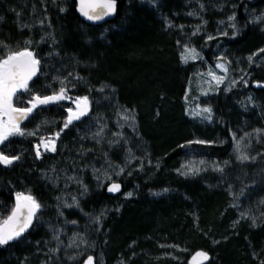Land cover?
<instances>
[{
    "label": "trees",
    "instance_id": "1",
    "mask_svg": "<svg viewBox=\"0 0 264 264\" xmlns=\"http://www.w3.org/2000/svg\"><path fill=\"white\" fill-rule=\"evenodd\" d=\"M116 1L118 8L114 18L91 24L78 14L77 0H0V47L8 45L17 51V47L26 46L41 61L40 71L29 82L32 93L50 95L52 90H58L52 88L55 86L46 88L43 81L47 55L53 56L46 74L50 85L55 78L65 76V68L72 72L82 66L79 69L81 79L76 86L68 88L69 95L88 96L92 105L103 96L107 100L101 109L104 114H114V109L120 111L123 107H132L137 114L139 138L136 140L137 136L131 135V146L135 145V157L141 159L137 160L138 165L149 164L150 167L146 169L147 176L139 177L137 172L133 180L144 187L145 180L150 178L155 187L169 184L176 190L169 199L150 200L146 199L144 188L139 187V197L125 202L121 212L111 216L109 226L112 231L107 245L110 254L123 252L128 258L130 251H121L126 245H133L136 253L153 252L156 248L153 242L160 236H168L187 243L189 251L176 263L160 261L155 255L156 264H196L192 256L197 251L209 254L205 264H264V228L252 230L239 223L236 231L231 232L226 226V219L231 215L226 210L228 201L224 188L230 178L177 181L172 173L180 146L193 140L192 136L203 135L211 141L223 132L226 137L228 135L227 127L196 125L184 115L182 98L196 65L181 62L182 49L185 45H194L210 59L208 51L197 44L206 36L197 34L191 37L193 29L197 33L214 31L219 20L234 14L241 32L236 38L229 34L230 38L224 39L222 49L237 64L236 60L264 46V33L252 23L253 15L256 17L264 12V0H159L156 6L150 7L140 0ZM201 17L203 21L199 19ZM1 54V57L5 56L7 49ZM250 71L252 81L249 86L259 96L264 113V88L257 89L252 85L254 81L264 82V69ZM100 89L103 91L98 93L96 90ZM64 104L41 107L29 117V120H52L54 127L47 132L48 135L44 132L38 138L15 136L0 145L6 155L20 157L12 165L0 164V226L15 206V193L32 189L30 194H37L36 199L43 207L46 205L44 199L49 198L44 188L48 189L50 185L51 173L59 175L61 171H67L75 176L81 173L82 177V169L90 164L86 161L89 156L86 150L90 149L98 161L107 153L100 149V145L85 144L93 143L94 139H80L75 131L70 132L71 126L81 125L87 117L61 131L65 121ZM229 106L227 103L225 110ZM227 117L228 120H239L236 112ZM56 132H60L57 142H63V145L59 148L56 145L55 152H45L37 158L35 145L40 138H50ZM123 138V131H119L114 141H109L116 144ZM43 174L48 176L47 180L43 179ZM118 182L122 185V195L127 187L121 180ZM204 183H208L209 188ZM106 186L90 197L91 209L116 208L113 207L114 201L120 198V194H108ZM41 215L42 211L37 214L38 219ZM38 219H35L32 230L18 242L0 247V264L33 261L34 252L26 246V240L34 236ZM209 233L226 236L212 248L206 238ZM230 233L233 235L228 236ZM140 257L132 259L129 264H141L143 257Z\"/></svg>",
    "mask_w": 264,
    "mask_h": 264
},
{
    "label": "rangeland",
    "instance_id": "2",
    "mask_svg": "<svg viewBox=\"0 0 264 264\" xmlns=\"http://www.w3.org/2000/svg\"><path fill=\"white\" fill-rule=\"evenodd\" d=\"M140 1L148 4V6H156L159 2V0ZM186 6L188 5L186 4ZM251 15H253V12H251ZM233 16L234 20L229 19ZM199 19L203 21L202 17ZM252 23L258 27L261 33H264V12L256 15V17L253 15ZM233 24L235 28L232 27ZM39 26H42V24H39ZM196 31L193 29V33L195 34L191 37H195L197 34L199 36H206L204 37L205 40L197 44L204 51H208L210 59H207L204 53L194 45L188 48H194L199 53L196 59H191V54L185 53L184 48L182 49L180 54L181 62L184 65H196L194 72L189 77L182 98L184 115L191 122L196 123V125L207 124L222 129L227 127L228 135L226 137V134L223 132L222 135L210 139L211 141L204 138L203 135H194L192 136L193 140H189L208 141L206 144H189V141L184 142L182 144L184 147L180 146L179 148L180 154L178 155L176 165L172 169L173 177L177 181L179 179L195 181L206 180L208 178H220L221 180L230 178V183L224 188L228 201L226 210L231 215L227 219L225 218L227 221L226 226L230 229L229 231H236L239 223L245 224L244 227H248V229H262L264 228V113L259 96L250 89L249 85L252 81L250 69H264V52L260 51L264 49V46L236 60L237 64L230 59L225 50L223 51L222 45L224 44V39H229L230 37L236 38L241 32V25L234 14L229 17L227 16L225 20H219L214 31L206 33H197ZM225 32L227 35H222ZM229 34L230 37L228 36ZM209 36L214 37V39L209 40ZM185 42L187 43L186 40ZM25 45L28 44L25 43ZM23 48L17 47V51ZM7 50L15 51L16 48L8 47L7 45ZM3 51V47H0V57ZM182 54L189 57L187 63L182 59ZM219 57H223V59H218ZM249 57H252L251 61H249ZM46 58L43 81L46 88L50 89L48 87L50 83L47 81L49 76L46 74L50 70L48 63L52 60L53 56L49 54ZM218 63L223 64L228 71L225 73L222 68H217L216 65ZM244 64L246 65L245 67ZM81 67L72 72H69V69L65 68V76L62 79L55 78L52 80L53 84L50 86H55L52 88L59 89L61 86L60 81H64L67 88L76 86L80 80H77L76 77H79V69ZM210 73L225 78L222 83L217 85ZM245 81H247L246 84ZM229 87L230 90H228ZM205 93L207 94L205 95ZM17 95L20 100L28 99V97L26 98L25 95H20V93ZM101 97L102 99H96L93 105L91 104L90 112L86 116L87 118L81 122L80 127L71 126L69 129L72 133L75 131L80 139L82 137L88 141L89 139H94L93 143L85 144H92V146L100 145V149L106 150L107 153L104 154V158L101 161H98L94 159V154L90 149L86 150V153L89 155L86 161L90 164L82 169V177L81 173H76L77 176H75L73 172L67 171H61L59 175L55 173L49 175L51 176V179H49L51 180L50 185L47 187L48 189L44 188L49 198L44 199L46 205L41 209L42 215L38 219V223L34 229V236L26 240V246L33 249L34 252L33 261L27 264H80L88 255L96 257V264H129L132 259L134 260L138 256L143 257L142 261L140 260L142 257L139 258L141 264H156L155 255H157L160 261H167V263H169L168 261H173L176 263L189 251L187 243H180L174 239H170L168 236H160L159 239L153 242L156 246L153 252L145 250L136 253L133 250V245H126L121 251H127L126 253L130 251L128 258L123 252H117L115 255L110 254L107 245L109 243L108 237L112 231L111 226H109L111 224V216L114 213L119 214L125 202L139 197L138 195L141 192L139 187H143V185L137 184L133 180V176L137 172L139 177L147 176L148 171L146 169L150 166L149 164L145 166L138 165V161L141 159L135 157V145L131 146V135L137 136L136 140L139 138L137 114L131 109L132 107H123L120 111L119 109H114V114H104L101 109H103L102 107L107 100L103 96ZM249 97H251V100H249ZM13 102L17 107L22 106L17 103L15 97ZM227 103L230 104V108L225 110L224 107ZM67 107H74V105L67 101L63 105L65 120L67 117L65 109ZM205 107L212 109L213 118L210 122L202 120L199 115H195V113H198L200 109ZM234 112L239 116V120H228L227 116L232 115ZM124 116H129L130 119L125 120ZM46 121L48 120L28 119L21 125V128L26 132L37 131L36 136L26 137L38 138L42 133L45 132L47 134L54 127L52 120H49L50 122ZM81 131H83L82 134ZM111 131L114 133H111ZM119 131H123L125 138L116 144L110 142L114 141L115 134ZM98 132L100 134L96 135ZM237 144L239 145V150H237ZM56 145L59 148L63 145V142L61 144L56 140ZM240 157H247V159H241ZM92 159L93 163L91 162ZM120 168H123L124 171L117 175L116 173ZM189 169L195 170V174L188 176L181 175L182 172H186ZM129 173L131 174L129 175ZM97 176H99V180H97ZM107 176H111V180H108ZM42 177L44 180L48 179V176L45 174ZM118 180L125 183L127 188L124 194L118 193L120 194V198H117L113 205L116 208L99 211L91 209L92 206L89 203L90 197L102 191L109 183ZM80 181H82L83 186L87 187L86 193H83ZM145 181L147 182H145L143 188L146 199H169L171 193L176 191L169 184L155 187L153 186L154 180L148 178ZM204 185L207 187L208 183H204ZM165 189L168 191L165 192ZM31 191L32 189L26 188L22 192L25 194L29 192L30 194ZM129 192L132 193L131 197L126 195ZM153 193H161V195H153ZM31 195L37 198V194ZM73 197L78 200L79 208L64 207L65 203H73ZM61 212L62 215L60 214ZM97 216L101 217L99 225L93 223V219ZM115 217L114 215V219L117 218ZM72 221L76 223L73 224ZM194 224H198L196 218L194 219ZM212 230L214 229L210 231ZM209 234L206 238L212 248H215L216 243L223 241L226 236V234L223 236H215L213 233ZM231 235L233 234H228V236ZM262 244H264V241H262ZM21 264L24 263L22 262Z\"/></svg>",
    "mask_w": 264,
    "mask_h": 264
},
{
    "label": "snow or ice",
    "instance_id": "3",
    "mask_svg": "<svg viewBox=\"0 0 264 264\" xmlns=\"http://www.w3.org/2000/svg\"><path fill=\"white\" fill-rule=\"evenodd\" d=\"M63 11V9H61ZM79 11L88 21H99L107 16L115 15L116 13V0H79ZM229 19L234 20V16ZM235 28V25H232ZM195 34V33H193ZM222 35H227V33H222ZM209 40L214 39V37L209 36ZM3 49H7V46H2ZM185 53L191 54V59H196L199 53L196 52L194 48L189 49L187 45L184 46ZM264 52V49L260 50ZM188 56L182 54V59L185 63L188 62ZM218 59H223L219 57ZM249 61L252 57L248 58ZM40 59L36 58V54L25 47L22 50L11 51L7 50V54L0 57V145H3L10 137L14 136H36L37 131L26 132L21 128V123L29 119L30 116L41 106L47 107L49 105H60L62 102H71L74 107H67L65 109L67 113L66 120L63 123V128L68 129L70 125H73L76 121H81V119L88 114L90 111L91 102L88 96H71L68 94L69 89L65 86L64 81H60V87L58 90H52L50 95H41L39 93L33 94L32 89L29 87V82L37 76L40 71ZM217 68H222L226 73L228 69L223 65L218 63ZM71 75V74H70ZM212 78L215 80L216 84L219 85L223 82L225 77L217 76L214 73H210ZM77 80L81 79L76 77ZM235 83V81H233ZM247 81H245V84ZM51 87V86H49ZM230 90V87L229 89ZM99 91H103L100 89ZM20 95H28L27 100H20L18 97ZM207 93H205L206 95ZM14 97L17 103L22 106L17 107L14 104ZM251 100V97H249ZM202 120L211 121L213 118L212 109L210 107H205L200 109L198 113ZM125 120L130 119L129 116H124ZM102 131V130H101ZM98 132L96 135H99ZM60 132H56L50 138H40V143L35 145V156L40 158L41 148L44 152H55L56 151V140L59 138ZM206 144L208 141L195 140L189 141V144ZM184 147V145H181ZM237 150H239V145L237 144ZM241 159H247V157H240ZM20 157L9 156L0 151V164L5 166L12 165L15 161H18ZM151 163V161H149ZM158 167V165H157ZM222 171V169H220ZM124 169L120 168L116 173L119 175L123 173ZM131 173H129L130 175ZM195 174V170L189 169L186 172H182L181 175H192ZM74 179V178H73ZM97 176V180H99ZM108 180H111V176H107ZM82 185V181L79 182ZM83 193L87 192V187L82 185ZM109 193H118L121 191V185L119 183L112 182L107 188ZM165 192L168 190L165 189ZM128 197L132 196L129 192L126 194ZM153 195H161V193H153ZM59 199V198H57ZM15 208L11 210V214L4 221L3 226H0V247L9 246L12 242H18L24 233L33 225L34 219H38L37 214L41 211L42 205L40 202L31 194H25L24 192L15 193ZM64 207L79 208L78 200L73 197V203H65ZM82 211V210H81ZM62 215V212L60 213ZM101 217L97 216L93 219V223L100 224ZM75 224V221H72ZM199 257L208 259V253L199 252L197 254ZM87 264H93V257L89 256Z\"/></svg>",
    "mask_w": 264,
    "mask_h": 264
},
{
    "label": "water",
    "instance_id": "4",
    "mask_svg": "<svg viewBox=\"0 0 264 264\" xmlns=\"http://www.w3.org/2000/svg\"><path fill=\"white\" fill-rule=\"evenodd\" d=\"M117 8H118V5H117V1H116V13H117ZM77 12H78V14L86 21V22H88V23H91V24H101V23H104V22H106V21H108V20H110V19H112V18H114L115 16H116V13H115V15H112V16H107V17H104L103 19H101V20H99V21H95V22H93V21H88L84 16H82V14L80 13V11H79V0H77ZM255 88H257V89H262V88H264V82L263 81H254L253 82V84H252ZM43 107V106H42ZM90 112V111H89ZM89 112H88V114H89ZM87 114V115H88ZM86 115V116H87ZM86 116H84V117H86ZM83 117V118H84ZM82 118V119H83ZM81 119V120H82ZM76 122H78V121H76ZM112 183V182H111ZM115 183H119L120 185H121V183L120 182H118V181H116ZM110 185V183L106 186V191H107V188H108V186ZM121 190H122V185H121ZM121 192V191H120ZM120 192H118V193H120ZM107 193L108 194H110V195H117L118 193H109L108 191H107ZM15 204H16V200H15ZM14 208H15V206H14ZM13 208V209H14ZM11 214V213H10ZM8 218V217H7ZM6 218V219H7ZM5 219V220H6ZM4 223V222H3ZM34 224H35V219H34V221H33V225L24 233V235L23 236H25V235H27L31 230H32V228H33V226H34ZM1 226H3V224L1 225ZM22 236V237H23ZM199 252H205V251H197L193 256H192V260H193V262H195L196 264H205L207 261H208V259H204L203 257H199L197 254L199 253ZM207 253V252H206ZM89 256H91V257H93V264H96V257L94 256V255H88V256H86L84 259H83V261H82V264H87V261H88V257ZM208 257H209V254H208Z\"/></svg>",
    "mask_w": 264,
    "mask_h": 264
},
{
    "label": "flooded vegetation",
    "instance_id": "5",
    "mask_svg": "<svg viewBox=\"0 0 264 264\" xmlns=\"http://www.w3.org/2000/svg\"><path fill=\"white\" fill-rule=\"evenodd\" d=\"M41 107H42V106H41ZM43 107H44V106H43ZM30 117H31V116H30ZM24 122H25V121H23V122L21 123V125H22ZM78 122H79V121H78ZM76 123H77V122H74L73 125L76 124ZM70 126H71V125H70ZM44 138H45V137H44ZM46 139H47V138H46ZM39 143H40V142H39ZM49 152H51V151H49ZM41 153H45V152L43 151V148H41Z\"/></svg>",
    "mask_w": 264,
    "mask_h": 264
}]
</instances>
